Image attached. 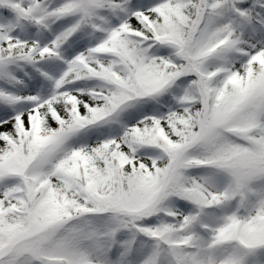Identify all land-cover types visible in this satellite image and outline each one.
I'll return each mask as SVG.
<instances>
[{
  "label": "snow or ice",
  "instance_id": "snow-or-ice-1",
  "mask_svg": "<svg viewBox=\"0 0 264 264\" xmlns=\"http://www.w3.org/2000/svg\"><path fill=\"white\" fill-rule=\"evenodd\" d=\"M0 264H264V0H0Z\"/></svg>",
  "mask_w": 264,
  "mask_h": 264
}]
</instances>
